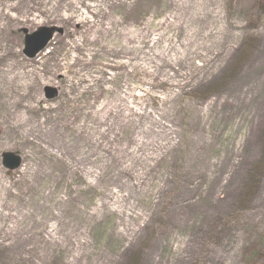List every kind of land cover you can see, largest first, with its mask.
I'll list each match as a JSON object with an SVG mask.
<instances>
[{
    "label": "rangeland",
    "instance_id": "374dc122",
    "mask_svg": "<svg viewBox=\"0 0 264 264\" xmlns=\"http://www.w3.org/2000/svg\"><path fill=\"white\" fill-rule=\"evenodd\" d=\"M169 1L115 0L102 18L81 3L54 13V0L9 10L0 98L12 73L29 78L36 138L0 127V264H264V0H214L228 56L204 70L198 57L189 69L163 66L177 85L147 86V60L116 73L84 63L101 48L88 39L91 22L154 25ZM42 26L62 31L29 58L21 30ZM45 87L56 94L46 98ZM2 152L21 156L20 167L8 173Z\"/></svg>",
    "mask_w": 264,
    "mask_h": 264
},
{
    "label": "bare ground",
    "instance_id": "6f19581e",
    "mask_svg": "<svg viewBox=\"0 0 264 264\" xmlns=\"http://www.w3.org/2000/svg\"><path fill=\"white\" fill-rule=\"evenodd\" d=\"M19 1L15 4L6 5L5 3L6 6L4 5V8L0 4V62L3 61L1 59H5L10 53L9 44L7 43V27L16 18L9 15V10L17 9ZM113 1L115 0H97L95 3L87 4L78 0H54L55 3L51 9L52 12L58 13L55 11L63 3L69 4L77 11V3H81L88 11L95 15H101L102 18V12L107 6V4L104 6V3ZM56 3L57 6H55ZM213 3L214 0H170L168 4L169 9L160 21L154 25L148 21L146 25L139 29H129L125 26L120 27L119 21L114 18L108 19L109 25L106 29L103 28L101 22L93 21L90 23V27L93 30L88 39L92 43L98 42L101 48L92 49L87 59L84 60V63L85 65H91L102 62L106 68L113 69V73H116L117 70L124 71L127 67H130L132 70H136L137 68L143 70L144 66L142 64L147 60V63H153L152 76L149 79L150 81L147 82V86H156L163 82L177 85L175 82L177 74L174 72L173 75H167L162 69L163 66L173 69L176 67L180 69L187 67L189 69L194 58L198 57L202 61L201 68L204 70L212 63L225 59L228 56V54H223L225 51L223 49L225 36L223 27L219 24L221 15L220 12L214 10L212 7ZM73 16L79 22L86 21V16ZM153 33H155L154 36ZM106 45L109 47H106ZM131 61H135V64H131ZM1 66L2 63H0V72L6 73ZM102 71H105V69L102 68ZM20 75L21 73L18 72L12 73V76L9 78L11 91L0 98V127L5 129L6 124L11 123L10 131L15 133V128L23 129L21 135L27 142H30L36 138L33 136L35 127L31 124V117L29 115L31 104L28 101V97L30 95L29 88L31 84L28 82L29 78L21 80ZM90 77L92 75L89 73L82 74V78L85 80ZM93 77L95 80H99L98 77ZM3 80L5 81V79ZM3 80L1 81L4 86ZM123 87L125 91H128L126 85H123ZM15 88H19L21 91L15 94ZM43 122L44 120L41 123L42 125L44 124ZM3 132L1 140L5 136V131ZM29 136L31 139H29ZM36 136L39 137L40 134L37 133ZM89 137L93 141L95 140L93 136ZM40 140L43 141V139ZM44 151L50 156L54 155L46 149ZM130 157L131 160L145 161L150 156ZM131 174L135 181V184L131 188L143 190L142 174H139L135 170ZM6 190L7 187L0 180V191L4 192ZM128 197L129 195H126L122 198L128 199ZM0 200V218H3L5 217V213L1 210L3 204L1 196ZM4 205L8 208L12 206L11 204L7 205L6 202ZM129 206L131 208V204ZM121 213L123 214L124 211L121 210ZM132 213L134 212L132 211ZM128 229L129 226L126 225L125 232ZM0 231L8 232V229L1 224Z\"/></svg>",
    "mask_w": 264,
    "mask_h": 264
},
{
    "label": "water",
    "instance_id": "95a60500",
    "mask_svg": "<svg viewBox=\"0 0 264 264\" xmlns=\"http://www.w3.org/2000/svg\"><path fill=\"white\" fill-rule=\"evenodd\" d=\"M24 34L23 53L31 58L45 47L53 34L61 33V29L55 26H42L28 33L25 29L21 30ZM56 94V90L50 87L44 88V96L48 99ZM1 164L7 169L8 173L17 169L21 164V157L16 152H2Z\"/></svg>",
    "mask_w": 264,
    "mask_h": 264
}]
</instances>
